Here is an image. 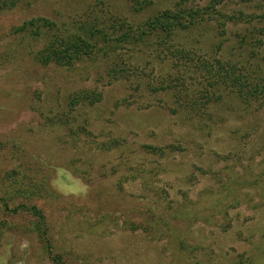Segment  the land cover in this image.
<instances>
[{"label":"rangeland","instance_id":"1","mask_svg":"<svg viewBox=\"0 0 264 264\" xmlns=\"http://www.w3.org/2000/svg\"><path fill=\"white\" fill-rule=\"evenodd\" d=\"M149 1L138 13L132 0L0 11V264H264V0ZM181 9L152 46L121 47L110 27ZM43 18L94 52L73 68L46 63L45 42L30 50L13 33ZM213 67L228 71L220 89ZM85 91L101 99L71 108ZM17 167L47 182L44 197L9 198ZM166 214L180 217L170 229Z\"/></svg>","mask_w":264,"mask_h":264},{"label":"trees","instance_id":"2","mask_svg":"<svg viewBox=\"0 0 264 264\" xmlns=\"http://www.w3.org/2000/svg\"><path fill=\"white\" fill-rule=\"evenodd\" d=\"M19 1L20 0H0V11L14 8L18 5ZM132 1L133 9L136 13L147 9L151 5L149 0ZM187 15V9H181L179 11L165 10L158 12L154 17L148 18L147 20L139 22L137 24L127 22L125 23L121 22L120 20L114 19V22L110 23V27H112V29H114L115 32L118 33L120 42L118 45L121 47L136 44L152 46L155 45L156 41L158 40V37L165 32L164 30H173L180 23V21H184ZM192 17L194 18L195 15L192 14ZM222 18L223 20L219 21V25L225 26L230 18L224 15H222ZM197 24H195L194 22L191 26L180 27L178 31L184 32L194 30L201 25ZM59 29L60 26L56 22L43 18L25 22L21 26L15 28L13 33L17 34L23 42L27 43L30 47V50H34V48L38 44H40L41 42H45V47L43 50L40 51L39 55L44 57V61L46 63H54L58 65V67L62 68H73L75 66V63L79 60L78 58L82 57L84 54L87 55L94 52V48L96 45L92 44L89 41L76 40L74 34L71 32L70 27L66 28L65 33L60 32ZM66 38L68 39V41L66 40ZM172 38L173 35L171 33V37L165 39V42L171 40ZM108 46L111 49V45ZM110 72L112 74L118 72L116 64H114L110 68ZM208 72V76L210 78L209 86H215L219 84L220 89L222 84H228L226 81V79H228V71L224 67H221L220 69H216L215 67L209 68ZM180 78L181 77L174 79L176 85L178 84ZM229 78H232V76H230ZM185 89L189 90V85H185ZM203 93V91H199L200 95ZM180 97L184 98L181 94ZM100 99L101 94H98L97 96L93 97L91 92L85 91L73 95L71 101L69 102V105L71 108H75V106H77L79 103L84 102L92 104ZM198 101H200L199 98H195L193 101H190V103H188V107L194 109L196 106L200 105ZM64 115H66V112L64 111L59 114V116ZM49 119L52 123L58 121L52 117H49ZM86 131V125L81 124L78 126V128H76V130H74V133L76 135H80L82 132ZM152 149H154V151H162V149H158L156 147H153ZM7 181L8 185L6 188V193L9 198L14 196L28 200L42 198L49 189L46 181L38 182L33 176L24 173L23 170L19 167H17L15 170L12 169V171L8 175ZM234 186L236 187L237 185ZM239 204L240 199L238 197L231 198V201L228 203L230 207H237ZM4 205L7 209H10L6 201L4 202ZM32 211L34 216L39 217L37 219L38 222L44 220L43 214H41L37 210V208L33 207ZM179 219L180 217L178 215L167 216V214L164 216V218H162V220L165 221V225L168 229L171 228V224L178 222ZM204 219L206 221H211L212 217L210 215H206L204 216ZM131 229L134 230L135 228L132 227ZM40 235L42 239L46 241V243H49L48 238L45 237L46 231H43L42 233H40ZM180 245L183 250L187 249V247L184 245V240L180 241ZM49 246L51 247L50 244ZM54 259L58 258L54 257Z\"/></svg>","mask_w":264,"mask_h":264}]
</instances>
